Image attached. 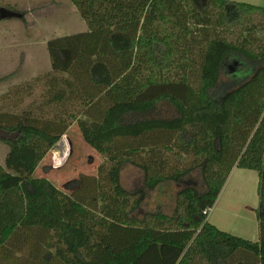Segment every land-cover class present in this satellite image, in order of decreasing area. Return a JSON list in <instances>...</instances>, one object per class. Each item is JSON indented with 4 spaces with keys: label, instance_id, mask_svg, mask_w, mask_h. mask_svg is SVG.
Here are the masks:
<instances>
[{
    "label": "trees",
    "instance_id": "obj_1",
    "mask_svg": "<svg viewBox=\"0 0 264 264\" xmlns=\"http://www.w3.org/2000/svg\"><path fill=\"white\" fill-rule=\"evenodd\" d=\"M71 2L88 30L48 40L51 71L14 91L41 86L34 107L0 109L10 135L0 163V264H264V36L255 35L264 7ZM161 103L171 117L156 116ZM74 124L105 160L64 190L35 171ZM126 163L143 170L148 189L183 185L173 214H137L145 194L123 187ZM235 167L259 173L256 241L208 221ZM196 169L201 190L189 185Z\"/></svg>",
    "mask_w": 264,
    "mask_h": 264
},
{
    "label": "rangeland",
    "instance_id": "obj_2",
    "mask_svg": "<svg viewBox=\"0 0 264 264\" xmlns=\"http://www.w3.org/2000/svg\"><path fill=\"white\" fill-rule=\"evenodd\" d=\"M255 2L259 3H249L264 7V0ZM1 7H9L13 11L23 13V17L0 19V109L22 113L29 110L28 107L36 105L31 103L39 99L42 87H37L33 94H15L14 91L51 71L48 40L85 32L88 30V24L71 0H0ZM249 17L256 21L261 19L258 14H248ZM255 35L263 37L264 28H260ZM233 66V62L228 63L220 78L221 92L230 88ZM173 113L174 109L170 104L161 103L155 114L171 117ZM66 137L69 150L63 164L55 166L56 155L51 151L35 171V176L46 177L64 190H68V184L77 180L81 174H97L99 166L105 160L104 156L84 140L76 124L70 127ZM2 138L4 137L0 136V163L5 165L10 147ZM168 163V170L171 171V158L167 160ZM190 178L189 185L197 187L198 190L204 189L198 169ZM229 178L231 182L224 195L218 197L220 200L217 199L218 202L216 201L210 211L208 221L233 235L257 240L259 173L256 170L235 167ZM121 183L130 192L145 194L141 209L137 212L139 216L157 210L173 214L176 194L183 187L181 183L171 182L155 189H148L144 186L143 170L129 163L124 164L122 168Z\"/></svg>",
    "mask_w": 264,
    "mask_h": 264
},
{
    "label": "water",
    "instance_id": "obj_3",
    "mask_svg": "<svg viewBox=\"0 0 264 264\" xmlns=\"http://www.w3.org/2000/svg\"><path fill=\"white\" fill-rule=\"evenodd\" d=\"M12 17H18L21 18L23 17V13L13 11L12 9L6 8V7H1L0 8V19H7V18H12ZM0 136L3 137H9L10 135L5 132L4 130L0 129ZM65 142V145H63ZM68 140L67 137L64 135L61 137V139L55 144V146L52 148V152L56 155V163L55 166H61L65 159L68 156ZM65 147V148H64Z\"/></svg>",
    "mask_w": 264,
    "mask_h": 264
},
{
    "label": "crops",
    "instance_id": "obj_4",
    "mask_svg": "<svg viewBox=\"0 0 264 264\" xmlns=\"http://www.w3.org/2000/svg\"><path fill=\"white\" fill-rule=\"evenodd\" d=\"M234 1H238V2H243V3H249V2H251V3H259V2H255V1H260V0H234ZM257 6H259V5H257ZM51 62V61H50ZM235 169V168H234ZM234 169L232 170V172H231V174L234 172ZM230 179V178H229ZM227 180V182L225 183V186L223 187V190H222V192H221V194L219 195V198L220 197H222L223 195H224V193L226 192V188L229 186V184H230V180ZM232 180V179H231ZM218 198V200H220ZM218 200H217V202H218ZM214 208V207H213ZM212 210V209H211ZM258 236H259V234H258ZM259 238V237H258ZM258 238H257V240H258ZM253 241H256V240H253Z\"/></svg>",
    "mask_w": 264,
    "mask_h": 264
}]
</instances>
